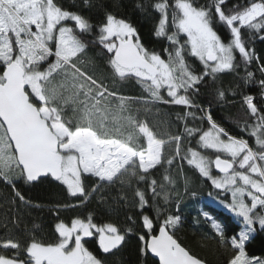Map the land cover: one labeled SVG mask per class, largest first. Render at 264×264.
I'll return each mask as SVG.
<instances>
[{
  "label": "snow or ice",
  "instance_id": "obj_1",
  "mask_svg": "<svg viewBox=\"0 0 264 264\" xmlns=\"http://www.w3.org/2000/svg\"><path fill=\"white\" fill-rule=\"evenodd\" d=\"M92 7L91 0H0V180L29 207L39 205L25 199L16 180L53 178L74 201L51 209L58 221L51 242L31 233L22 243L0 220V249L11 253L0 252V264H108L103 254L120 251L133 233L141 256L158 264H210L176 237L184 217L173 169H180L183 194L197 195L185 164L215 191L230 194L220 203L240 218L239 231L226 236L203 213L218 243L232 249L226 264H264L247 252L257 228L264 230V55L255 48L257 39L264 42V0H155L149 6L160 14L155 36L169 43L162 52L146 48L136 27L108 5L94 22L85 11ZM96 44L106 50L102 64L90 55ZM226 75L233 77L227 87ZM129 81L146 96L123 94ZM209 87L215 91L205 106L201 90ZM213 102L240 104L241 135L214 119ZM158 105L184 109L175 113L182 131L149 123ZM93 201L113 212L124 208L131 227L98 223L92 212L60 219L61 211ZM20 224L12 221L13 228ZM91 237L101 256L86 246Z\"/></svg>",
  "mask_w": 264,
  "mask_h": 264
},
{
  "label": "trees",
  "instance_id": "obj_2",
  "mask_svg": "<svg viewBox=\"0 0 264 264\" xmlns=\"http://www.w3.org/2000/svg\"><path fill=\"white\" fill-rule=\"evenodd\" d=\"M64 2L70 4L72 0H64ZM76 2L79 4L80 0H76ZM114 2L118 3L119 7H112L111 5ZM154 2L155 0H91L94 7L90 11L87 9L85 11L91 16L94 22H99L103 19L102 6L108 5V11L113 12L119 18L126 19L136 27L140 42L146 48L150 51L162 52V49L169 47V43L166 39L155 36L160 14L149 7ZM140 5H143V7H140ZM220 32L223 35L224 29L221 28ZM183 39L184 37L181 36V40ZM255 48L259 54L264 55V42L257 39L255 41ZM90 55L96 56L98 62L102 64L104 59H106V50H102V46L96 44L90 48ZM192 62L197 67L200 66L195 58H193ZM241 75H243V71H241ZM223 81L227 87L233 82V77L226 75L223 77ZM120 91L132 97L146 96L141 86L135 81L125 82L120 87ZM201 91L202 97L200 103L207 106L208 102L213 100L215 90L209 87ZM250 91H254V89H250ZM235 99L238 101L239 97ZM134 107L140 106L134 105ZM158 107L160 109L159 114L153 113L146 117L150 124H158L159 131L164 130L166 122L170 125L169 130L173 133H175L177 127H179V130H183L182 124L176 121L175 113L184 111V109L168 105H158ZM212 112L214 119L222 123L230 133L237 136L241 135L237 128L236 118L243 117L244 110L239 103L218 105L213 102ZM141 115L143 116V113ZM203 127H207V124H204ZM160 171L162 172L163 169ZM183 172L193 177L196 181L195 191L197 195L192 197L183 194V187L179 182L180 169H173L172 174L178 179L177 187L183 196L180 204V213L184 217L183 226L176 232V237L183 245L191 249L193 253L208 259L210 264H226L227 257L233 254L232 249L228 245L218 243L215 231L212 229L210 221L205 219L203 213L210 214L216 221L221 223L225 227L226 236L236 234L242 227V224L229 211L217 205L211 200L213 198L208 196V193L211 191L214 193L215 198H220L219 193L223 195V192L215 191L210 181L194 175V171L186 164ZM155 175L159 179L160 172H156ZM15 185L23 193L26 200L31 201L33 205H39V207H29L22 204L14 197L12 188L3 180H0V220H6L9 223V227L12 228L13 237L21 239L22 243L29 239V234L31 233L35 234L37 240L43 242L53 241L55 238L54 226L58 221L56 219V213L51 209L58 203L74 202L67 196L65 186L52 178L44 179L42 183H25L22 180H16ZM111 192L113 196L116 194L115 189H112ZM170 210L175 211L174 207ZM88 212L94 214V220L98 223L115 222L121 227H131L126 220V210L124 208L121 207L117 212H113L110 207L101 206L95 201L86 207L61 211L60 219L69 222L70 218L82 217ZM134 212L135 210H127V214H133ZM17 219L21 221L19 229L12 227V221ZM0 235H3V229H0ZM253 236L254 238L247 244V252L250 256L264 258V230L257 228ZM86 239L88 240L86 246L95 254L101 256L102 253L99 249L97 238L91 237ZM140 247L141 241L138 235L133 233L128 237L127 243L121 247L120 251L115 252L114 255L103 254V258L108 260V264H158L150 255L142 257ZM0 252H3L5 255H11L10 252L3 249H0Z\"/></svg>",
  "mask_w": 264,
  "mask_h": 264
},
{
  "label": "rangeland",
  "instance_id": "obj_3",
  "mask_svg": "<svg viewBox=\"0 0 264 264\" xmlns=\"http://www.w3.org/2000/svg\"><path fill=\"white\" fill-rule=\"evenodd\" d=\"M210 155V154H209ZM219 195H220V198H213V199H211L212 201H214L217 205H219L220 207H222V208H224V209H226L227 211H229L230 212V210H228L227 208H225L224 207V205L223 204H221L220 203V201H225V202H228L229 200H230V194H225V193H223V195H221L220 193H219ZM231 213V212H230ZM240 223H241V221H240V218H237L233 213H231ZM210 215V214H209ZM211 216V215H210ZM212 217V216H211ZM218 222V221H217ZM211 223V222H210Z\"/></svg>",
  "mask_w": 264,
  "mask_h": 264
},
{
  "label": "water",
  "instance_id": "obj_4",
  "mask_svg": "<svg viewBox=\"0 0 264 264\" xmlns=\"http://www.w3.org/2000/svg\"><path fill=\"white\" fill-rule=\"evenodd\" d=\"M53 179V178H52ZM54 180V179H53ZM151 257H153L157 262H158V258H156V257H154V256H152V255H150Z\"/></svg>",
  "mask_w": 264,
  "mask_h": 264
}]
</instances>
